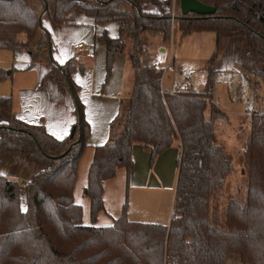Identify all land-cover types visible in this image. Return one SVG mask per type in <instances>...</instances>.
Returning <instances> with one entry per match:
<instances>
[{"label":"trees","instance_id":"trees-1","mask_svg":"<svg viewBox=\"0 0 264 264\" xmlns=\"http://www.w3.org/2000/svg\"><path fill=\"white\" fill-rule=\"evenodd\" d=\"M200 1L215 7L214 16L189 13L176 22L182 37L215 33L206 88L162 94L161 72L142 63L143 33L169 38L168 0H54L52 14L45 6L48 0H0V49L24 50L30 64L48 63L47 73L69 87L77 115L74 134L55 138L43 126L19 120L11 97L0 94V163L13 151L35 165L23 186L25 211L19 208L18 181L0 175V264H225L229 253L238 254L240 264H264V108H254L250 115L242 158L245 193L221 206L218 197L232 171V158L217 139L215 122L226 114L213 100L212 68L220 39L245 36L248 50L240 66L261 78L264 94V0ZM147 2L158 5L161 13L148 10ZM74 7L96 24L118 23L116 36L103 31L96 37L105 43L107 75L114 55L130 40L129 96L120 101L110 122V140L95 146L84 190L91 220L103 209L104 180L119 167L131 169L134 143L150 148L153 159L178 140L181 152L169 225L129 221L124 213L110 226L80 224L81 207L74 203L72 189L90 126L71 74L81 66L74 58L55 63L50 33L38 23L42 14L50 15L53 25L62 24Z\"/></svg>","mask_w":264,"mask_h":264},{"label":"crops","instance_id":"crops-1","mask_svg":"<svg viewBox=\"0 0 264 264\" xmlns=\"http://www.w3.org/2000/svg\"><path fill=\"white\" fill-rule=\"evenodd\" d=\"M168 1L170 2V0ZM170 4H174L175 6V0H172ZM47 6L50 9V14H52V2H49ZM146 8L161 13V8L154 3L147 2ZM84 18L93 23L92 44L88 47L82 43L83 46L78 47L77 45L81 43L78 42L76 45H71V50L68 45L66 53L62 55L59 49L55 48L54 36L52 37V35L55 33L60 34L62 29L65 28L76 29L82 24ZM111 23L115 24L117 28L116 33L118 34L117 22L96 24L92 16L76 7L66 14L62 24L53 25L50 16H47L45 20L42 19L43 28L50 33L54 62L58 64H62L68 58L74 57L79 65L83 64L82 61L84 59L87 60V64L89 65L95 56L94 47L96 43L103 45L104 49L101 54L105 61V43L97 40L96 37L103 31L112 36L113 32H107V26ZM173 29L170 43H167V41L158 42L157 51L154 54H150L147 51V45H144L146 50L142 55V63L152 66L154 60H158L162 64L171 60L174 68L162 74L161 89L167 92L186 91L187 89H178L177 84L173 81L169 84L164 82V77L165 75L167 76L166 73L168 71L172 72L176 68L175 59L177 52L175 44L178 43L177 46L183 47V43L190 39L191 35H194L192 36V41L200 46L202 45V41L212 40L213 49L211 52H213L216 48V36L212 31H203L192 32L182 37L180 30L177 29L175 31L177 33L173 34ZM147 33L148 31H145L143 37ZM201 34L204 36H200ZM64 42H67L64 37H60V39L56 38V43L59 47H64L60 46L64 45ZM90 47H93L92 54L90 53ZM3 50L10 51L0 49V51ZM247 50V40L244 36L220 39V53H218L219 55L213 62V69L216 71L215 75L217 76L221 72L232 73L235 71L241 73L245 78L246 74L240 68V61ZM166 51L168 53L165 58L162 55ZM128 52L129 47L127 46L123 52L125 53L123 56L118 55L119 52L114 55V65L121 64L122 62V67L120 70V81L115 86L113 92L105 93L104 91L102 92L101 88V91L99 90V83L94 78L92 67H88L85 74L79 71H74L71 74V79L79 85L78 97L81 103H83L84 117L90 126L87 138L88 145L78 161L72 189L73 201L81 207V225L95 227L110 226L123 213L129 221L169 225L173 215L178 174L177 160L181 152L178 140H175L170 147L157 154L153 159L150 157V148L140 143H134L131 149V169L127 170L125 167H119L116 169L113 177L104 180L102 188L103 209L97 213L94 221L91 220V202L89 197L85 195L84 190L87 186L88 172L94 157L95 146L107 143L110 140V122L119 111L120 101L129 96L132 68ZM13 58H9V54L7 53L4 54L3 58L0 56V66H2L0 67V73L3 74L4 78L7 76L11 79L10 82L0 83V94L11 97L14 115L25 123L43 126L55 138L67 136L77 120L75 102L69 87L65 82L58 80L54 74L47 73L51 67L48 63L34 62L30 64V57L26 51H24V56H19L17 59ZM209 59L210 57L204 65L206 73L204 90L206 88L208 70L211 65ZM14 63L20 65L14 68ZM8 67L10 69L7 71ZM82 67L84 69L83 65ZM90 94L93 96V100L91 101ZM98 94L102 96L98 98ZM93 102L95 105L91 106ZM249 103H247V106ZM34 173L35 165L26 155L18 152L10 151L5 153L0 163V175L8 179L17 180L20 190H23L24 184L31 179ZM234 255V257L232 256V264H240V256L238 254ZM228 257L229 254L227 259ZM227 259L225 264H228Z\"/></svg>","mask_w":264,"mask_h":264},{"label":"rangeland","instance_id":"rangeland-1","mask_svg":"<svg viewBox=\"0 0 264 264\" xmlns=\"http://www.w3.org/2000/svg\"><path fill=\"white\" fill-rule=\"evenodd\" d=\"M48 2L54 3V0H48ZM170 0L169 3H171ZM171 7V8H170ZM169 10L172 9V5L168 6ZM175 13L179 14V0H175ZM53 12V11H52ZM48 15H44L42 19H46ZM50 16V15H49ZM68 26V25H67ZM116 26L114 23H111L107 26V32H113L112 36H116ZM178 29L177 22L174 24V32ZM92 32H93V23L87 18H84L82 24L76 29H62L60 34H53L55 48L59 49V52L64 55L67 51V46L71 50V45H76V43L81 42L87 45L88 47L92 44ZM172 27L170 26V35L166 40L167 43H170ZM158 34V35H157ZM150 36V38H149ZM189 37L187 41L183 43L182 46H177L175 44V50L177 56L175 59V70L168 71L164 77V82L169 84L171 81L177 84L178 89H191L194 91H203L205 87V63L213 53L212 40L202 41V45L195 44L193 38ZM200 36H204L201 34ZM241 36V35H238ZM20 39L24 38V34H21ZM64 37L67 42H64V47H59L56 43V38L60 39ZM245 37V36H244ZM246 38V37H245ZM247 40V39H246ZM69 41V42H68ZM162 36L157 32L148 31V33L143 37L144 45H147V51L150 54H154L157 51L158 42L162 43ZM165 41V42H166ZM53 42V40H52ZM71 42V44H70ZM127 46L130 47V40H127ZM103 45L96 43L94 47V58L92 62L88 65L87 60L82 61L81 69L77 68L75 71L85 74L88 67H92L94 72V78L99 83V90L101 88L102 92L110 93L113 92L115 86L119 83L121 78V64L114 65V58L112 61V66L110 69L109 75H107L105 61L102 57L101 52H103ZM13 52V51H12ZM10 52V51H0V56L3 58L4 54H9V58L17 59L19 56H24V51L20 52ZM119 52L118 55L125 54ZM90 53H93V47H90ZM121 53V54H120ZM164 53L162 56L166 58L167 55ZM220 53V52H219ZM14 54V55H13ZM181 55V59H180ZM219 55V54H218ZM245 55V54H244ZM179 56V57H178ZM74 58V57H70ZM164 58V59H165ZM243 58V57H242ZM69 59V58H68ZM75 59V58H74ZM242 61V59H241ZM240 61V63H241ZM6 65V64H4ZM20 64L14 63L13 66L18 67ZM79 66V64H77ZM241 65V64H240ZM12 66V67H13ZM2 67V66H0ZM212 68L214 65L212 64ZM240 68L244 71L245 78L241 73L233 71L232 73L221 72L215 76L213 83V100L216 105L226 114L224 119H219L215 122V129L217 134V139L223 145L226 152L231 155L232 158V171L227 176L224 186L219 194L218 202L223 206L227 201L231 199H241L245 193V169L242 163L243 152L245 140L249 132V121L250 115L247 113V103L251 102L253 104L252 110L254 108H264V94L261 78L256 77L254 74L249 73L247 70ZM10 68L8 67L7 71ZM215 71V69H214ZM6 72V71H4ZM10 77L3 76L0 78V83L10 82ZM83 83V82H82ZM112 86V88H111ZM255 88V91H254ZM100 90V91H101ZM253 91L257 94L256 98H253ZM98 98L102 95L98 94ZM104 98V97H103ZM93 100V96L90 94V101ZM83 104V103H82ZM93 102L91 106H94ZM252 112V111H251ZM206 115L208 113L206 112ZM19 183V182H18ZM23 190H20L19 187V208L22 211L26 210L27 203ZM235 253H229L227 259L228 264L233 263L232 256L234 257Z\"/></svg>","mask_w":264,"mask_h":264},{"label":"water","instance_id":"water-1","mask_svg":"<svg viewBox=\"0 0 264 264\" xmlns=\"http://www.w3.org/2000/svg\"><path fill=\"white\" fill-rule=\"evenodd\" d=\"M45 6H47L46 3H45ZM179 11H180V15H175L173 17L174 21H176L177 19H179L181 17H186V15L189 13H195L198 15L197 17L214 16L213 14L215 12V7L208 5V4H205L200 0H179ZM41 15L38 18L39 25H41V21H42ZM167 18L170 20L171 19L170 15H168ZM42 28H43V26H42ZM74 132H75V126L73 125L71 130H70V136H72L74 134Z\"/></svg>","mask_w":264,"mask_h":264},{"label":"built area","instance_id":"built-area-1","mask_svg":"<svg viewBox=\"0 0 264 264\" xmlns=\"http://www.w3.org/2000/svg\"><path fill=\"white\" fill-rule=\"evenodd\" d=\"M168 15H170V17H171V19H170V26L173 29L174 28V24H175V21L173 20V17L176 15L175 8H174V4H172V9L169 10ZM77 46L78 47H82L83 44L82 43H79ZM152 66L156 70L160 71L161 74L165 73L167 70H171V69L174 68V65L172 64V61L171 60H168L166 63H163V64L161 62H159L158 60H154L152 62ZM165 92H167V91L161 89V93L162 94L165 93ZM169 93H173V92H169ZM252 107H253V104L252 103H249L248 104V109H247V113L248 114H251Z\"/></svg>","mask_w":264,"mask_h":264}]
</instances>
